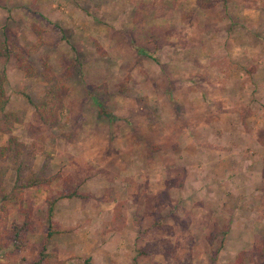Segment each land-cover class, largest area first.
<instances>
[{
  "label": "rangeland",
  "instance_id": "obj_1",
  "mask_svg": "<svg viewBox=\"0 0 264 264\" xmlns=\"http://www.w3.org/2000/svg\"><path fill=\"white\" fill-rule=\"evenodd\" d=\"M99 1L103 0H75L74 13L89 15L91 17L89 26L87 27L85 24L83 28V24L76 21V17H73V22L68 23V20L65 22L63 17L67 18V15L71 14L62 11L58 14L62 28L59 30L60 27L57 26L58 29L54 28L52 31H48L45 42L41 38L40 30L35 25L30 23L32 36L26 35L23 30L26 23L22 22V18H17V12L11 9L9 15L5 8L2 7L4 10L0 8L2 9L0 12H3V15H0V41L5 39L8 44H16L25 50L32 46L39 37L40 44L34 53L26 57V61L37 69H41V62L45 61L49 65L55 80L61 81L67 86L66 93L55 106L57 108V122L46 127L39 121L33 106L41 101L45 90L55 82L46 83L42 81L39 75L25 76L22 71L16 68L15 59L11 55L4 56L0 53V72L3 71L5 75L3 88L7 97L4 110L14 116L9 123L11 135L24 144L36 142V147L41 146V152L36 155L37 158H42V161H49L55 153H57L56 158L60 162L65 160L67 143L80 140L83 143L95 142L92 131H89V127H92L89 121L93 120L90 118L95 117V115L97 117L105 116L97 115L94 101L99 102L105 112L113 110L119 114H126L135 111L131 108L130 103H114L109 100L116 95L122 97V95L132 96L140 93L144 95L154 94V92L159 91L162 82L167 78L178 80L179 78H188L187 75L194 76L196 67L201 66L198 65L200 64L199 60H193L194 48L201 46L196 34H199L201 30H206L207 35H204L205 37L213 32H217V35L220 34L226 28V22L229 20L228 18L225 19V15H223L224 10L226 9L230 13H238L245 6L242 4V1L245 0H240V2L238 0H231L230 2L223 0L225 1L223 8H226L223 10L219 7V11L212 13L201 11L202 8L197 6V3L192 2L193 0H187L185 4L184 1L182 4V1L173 0L170 7L166 6L168 0H159L154 6L147 8L139 5L136 9L134 8L135 10L130 9L134 0H120L118 4L109 7H100ZM111 1L116 0H108L106 3H111ZM251 1L249 0L247 3L250 9L254 8L251 7V4L258 3L259 6L262 4L261 0ZM34 2H38V0H30V4L28 7L26 6L28 11L36 9ZM123 2L126 7H123ZM18 3V0L13 1L12 6L16 4L19 6ZM22 5L24 4L22 3ZM26 7L20 8L21 11H25ZM207 7L204 6V8ZM245 8L249 9L248 7ZM194 10L196 13H200L194 14ZM145 11L149 12V16ZM205 15H208L204 20L208 22L206 25L198 21V17L201 18ZM127 17L137 18L144 25L150 26L148 31L147 29L142 31V39H130L131 43H129L132 49L139 47L153 53L152 57L155 61H153L151 68L142 65L140 56H138L139 60L136 58L134 61V57L124 50H121L122 53L116 56L122 61V65L116 67L114 63L116 60L114 61V58L111 60L113 54H106V51L104 53L105 41L106 44L111 42L105 39L104 34L106 37L109 35L113 37L112 32H116L120 28L121 34L125 37L128 34L129 37L131 24H128V28L127 23H122V20ZM253 18L250 17V19ZM11 20H16V22L12 23ZM252 23H249L245 30L259 32L261 23L258 20L252 21ZM57 30L61 34L59 38L54 37L52 33L53 31L57 32ZM233 30H237V27L230 29L231 32ZM167 34L172 36L169 41L165 39ZM150 36L153 37L150 38ZM112 41L114 43V40ZM126 42L127 40L123 39L124 46H126ZM62 45H64L63 49L61 48ZM106 46L108 52H110V48L114 47V45L112 47L111 45ZM203 47L207 48L210 45L203 42ZM223 56H220L219 62L213 64H210V57L207 60L203 59L206 57L205 55L199 59L203 62L201 63L204 64L203 66H208L209 69L211 67L213 72L224 76L235 65ZM144 58L146 57L143 56ZM8 68L17 69L24 76V79H19L20 76L15 74H11L8 78L6 76V69ZM201 74L207 76L209 73L203 70ZM259 91L264 100V90ZM23 93L29 96L30 103L26 101ZM229 94L237 95L232 89ZM245 99L247 101L239 100L232 108L229 107L228 109L235 110L236 119L234 123L236 129L230 134L224 133L219 136L220 139L218 140L219 150H223L219 151L220 155L233 153L232 158L229 156L231 159L229 158L230 168L228 169L229 174L232 175L231 183H213L211 187H208L218 197L211 201L210 208L215 209L214 204L222 203L218 212L216 213L214 210L211 214L208 210L209 206L204 205V199L188 198L186 199L187 202L183 200L181 204L178 194L173 192L170 194V202L175 205L172 209H166L164 212L162 204L164 201L166 202L165 198L158 197L153 202L150 200L151 203L137 198L140 203H144L145 215L141 216L142 221L139 223V229L136 233L138 234L136 239H139L131 247L135 258L126 260V251L124 253L118 252L121 257L115 253H113L114 255L109 253L104 262L101 259L95 264H234V257L239 251H248L251 254L250 258L244 260L242 264H264V256L260 255V249H264V104L254 98L252 93L250 96L246 95ZM152 105L156 106L157 104L154 103L148 107V104L141 101L138 104L139 111L148 113L150 109H155ZM134 114L137 115L138 113L135 112ZM109 118L112 116L110 115ZM116 121L118 120L113 122L116 123ZM200 123L202 124V122ZM97 133L99 134L100 130ZM111 135V140L118 136L116 134ZM121 136L119 135V137ZM205 136V134L199 135L198 138L204 140L206 139ZM6 138L7 134L0 133V145L6 142ZM85 138L87 140H84ZM117 141L121 140L117 138ZM57 147L59 149H56ZM225 148L229 151L224 152ZM112 153L109 151L107 156H113ZM36 155H34V159ZM198 157L203 163L200 174L205 175V171H207V174L210 175L207 165H204V160L207 158H203L204 155L202 158ZM33 162H31L29 170L33 174H38L39 167L36 169L37 171H33ZM187 163L191 162L187 161ZM0 165L3 168L2 185L8 189L14 176L12 169H10L11 158L1 157ZM193 169L194 167H192ZM43 174L48 176L51 173L47 169ZM53 174H55L53 179L59 177L57 172ZM171 180H177V178ZM59 183L61 186L59 189L49 190L44 197V204H42L44 213L46 198L72 191L73 185L69 178L64 177ZM215 186L216 189L214 190ZM204 187L206 188L204 191H208L206 184H202L199 189L203 190ZM110 193L107 189L104 195L113 197L110 199L114 201L112 212L116 206L120 215V221L115 229H120L124 223V212L129 206L126 208L124 199H116L115 201L113 194L111 196ZM82 198H86V196ZM20 210L23 215L26 211L29 212L31 224L34 226L45 225L48 221L46 213L44 216L42 209L33 208L32 205L29 208L24 205V208ZM12 223L20 224L13 220L9 221L7 217L4 228H11ZM107 230L113 231L108 226ZM20 240L25 242V235H21ZM24 246L20 247V250L25 252L24 256L27 258L21 264H29L37 258V253L35 249L24 248ZM112 246L113 241L109 248H113V252H117V247ZM138 250L141 254L137 253ZM113 256L114 258L118 256L119 260H112ZM212 256H215V259H212ZM103 257V255L100 256V258ZM83 258L80 256L66 258V264H82ZM0 263L12 264L9 260L4 261L3 258H0Z\"/></svg>",
  "mask_w": 264,
  "mask_h": 264
},
{
  "label": "crops",
  "instance_id": "obj_2",
  "mask_svg": "<svg viewBox=\"0 0 264 264\" xmlns=\"http://www.w3.org/2000/svg\"><path fill=\"white\" fill-rule=\"evenodd\" d=\"M13 1L16 0H2L0 8H5L9 15L11 9L17 12V18H22V22L26 23L23 27L26 35L32 34L30 23L35 25L40 30L43 42L46 41L48 31H52L54 28L58 29L57 26L60 27L59 30L62 28L58 17L62 11L71 14L67 15V18L63 17L65 22L67 20L68 23L73 22V17H76V21L82 23L83 28L85 24L88 27L91 22L89 15L74 13L75 0H38V2L33 3H36V9H32L33 11L27 9L30 0H18L19 6L17 4L12 6ZM107 1H99L100 7L114 6L120 0L111 1V3H106ZM158 1L134 0L130 9L135 10L139 5L149 8ZM179 1H182V4L183 1L184 4L187 2V0ZM238 1L240 2V0ZM248 1H242L245 6L238 13L226 11V7L223 8L225 4L223 0L192 1L202 8L201 11L205 12L213 13L219 11V7H221V9H225L223 14L225 19H229L226 22V28L218 35L217 32H213L205 37L204 35H207L206 30H201L199 34H196L201 46L194 48L193 60H199L200 64L198 65L201 66L196 67L194 76L187 75L188 78L186 79L167 78L162 82L159 91L154 92V94L144 95L140 93L132 96H114L109 101L130 103L131 108L135 111L119 114L110 110L108 113L112 118L97 117L96 115L91 117L90 119L93 120L89 121L92 125L89 127V131H92L95 142L83 143L80 140L67 143L65 160L60 162L56 158L57 153L49 159L48 172L51 174L57 172L59 177L52 179L45 186L25 188L21 204L8 206V220L20 223L23 219L20 209L24 208V205L28 208L32 205L33 208L42 209V214L45 216L42 205L44 204V197L49 190L59 189L61 187L59 182L64 177L69 178L73 185L72 190L75 189L78 194L86 196V198L73 196L58 199L54 203L50 217V222L54 224L57 231L52 233L44 245L40 232L25 231L27 243L24 248L35 249L38 253L43 247L44 251L55 253L58 259L74 256L89 257L91 264H95L101 259L104 262L109 253L118 255V252L124 253L126 251V260L129 261L135 258L131 247L139 239H136L138 235L136 233L139 229V223L142 221L141 216L145 215L144 203H140L137 198L147 200L148 203H151L150 200L153 202L158 197L165 198L166 202L163 200L164 203L162 204L163 212L166 209H172L175 205L170 202L172 192L178 194L181 204L183 200L187 202L186 199L188 198H197L204 199V205L207 207L212 204L211 201L214 198H218L214 191L208 187H211L213 183H231L230 178L232 177L228 169L233 153L220 155L219 153L223 150H219L218 147L219 136L224 133L230 134L236 129L234 123L236 119L235 110L228 109L229 107L232 108L239 100L247 101L245 97L246 95L250 96V93L264 104L259 91L264 90V0H261L260 6L253 2L251 7L254 8L252 9L247 5ZM166 2H168L166 6L170 7L173 0ZM204 6L208 7L204 8ZM25 7V11H21L20 8L24 9ZM123 7H126L124 2ZM145 12L149 16V12ZM199 13L194 10V14ZM0 15H3V12H0ZM207 16L198 17L199 23L206 25L208 22L204 20ZM251 16L254 18L250 19ZM255 20L261 23L259 32L245 30V27L249 23L253 24L252 21ZM122 21V23H127L128 28V24H131L129 37L128 34L126 37L121 34L120 28H118L119 31L117 29L116 32H112L113 37L110 35L106 37L104 34L105 39L111 41L108 44L105 41L104 53L106 51V54H113L111 60L113 58L114 61L116 60L114 62L116 67L122 65L121 59L116 58V56L122 53L121 50H124L134 57V61L136 58L139 60L138 56H140L142 65L151 68L153 61H155L152 57L153 53L139 47L132 49L130 44V39H142L143 30L147 29L148 31L150 26L144 25L137 18L127 17ZM11 22H16V20H11ZM235 26L237 30L231 32L230 29ZM198 27L200 28V25ZM52 33L54 37H61L58 30ZM152 37L150 36V38ZM171 37L167 34L165 39L169 41ZM123 39L127 40L126 46H124ZM203 42L209 43L210 47H203ZM106 45H111V47L114 45V47L110 48V52H108ZM63 47L64 45L61 46L62 49ZM203 55L206 56L203 58L206 60L210 57V64L219 62L220 56L224 55L223 57L234 63L235 67L233 66V69L228 70V74L223 76V74L213 72L211 67L209 69L207 65L205 67L204 64H201L203 62L199 57ZM143 56L146 58L143 59ZM49 59L52 61L51 58ZM203 70L209 74L203 76L201 74ZM11 74L20 76L19 79L21 80L24 79V76L17 69H6L8 78ZM231 89L237 95L229 94ZM141 101L148 104V107L154 103L157 104V107L152 105L155 109H150V112H140L138 104ZM135 112L138 113V116L134 114ZM114 120L118 121L114 123ZM99 130L100 133L98 134L97 131ZM111 134L118 136L111 140ZM203 134L206 135V139L200 140L198 136ZM119 135L123 137L121 136V138ZM117 138L121 141H117ZM226 149L224 152L229 151ZM109 151L113 152L114 157L107 156ZM184 155L190 158L187 159ZM202 155H204L203 158H207L204 160V165H207L210 175L207 174V171H205V175L200 174L203 163L200 162L198 156L202 158ZM37 157L36 155L33 162V171H37L36 169L42 162V158ZM187 161L191 163H187ZM192 167H194V171ZM175 177L177 180H171L172 178L176 179ZM202 184L207 185L208 191H204L205 187L203 190L199 189ZM107 189L111 192V196L113 194L115 201L116 199H124L126 208L129 206L124 212V223L121 228L113 231L107 230L114 203L113 200H110L113 197L104 195ZM220 205H222L220 202L214 204L215 209L209 206L208 210L211 214L214 210L217 213ZM112 241L113 246L117 247V252H113L114 249L109 248ZM20 249H12L11 243L6 242L0 248V258H3L4 261L9 260L12 264H21L27 257L24 256L25 252ZM101 255L104 257L100 258ZM118 256L116 258L113 256L112 260H119ZM128 261L126 263H129Z\"/></svg>",
  "mask_w": 264,
  "mask_h": 264
},
{
  "label": "trees",
  "instance_id": "obj_3",
  "mask_svg": "<svg viewBox=\"0 0 264 264\" xmlns=\"http://www.w3.org/2000/svg\"><path fill=\"white\" fill-rule=\"evenodd\" d=\"M40 44V38L34 42L29 48L22 50L16 44H8L3 39L0 41V53L4 56L11 55L15 59V66L23 72L25 76L39 75L42 81L46 83L55 82L50 88H47L41 98V101L34 105V111L38 116L39 121L46 127L52 126L57 122V108L56 104L60 101L61 97L66 93L67 86L65 83L55 80L49 65L41 62V69H37L34 65L26 61V57L34 53ZM5 80L4 72H0V133L7 134L6 142L0 145V158L10 157V169L13 171V182L7 189L2 185L3 168L0 165V248L4 243L10 242L11 248L16 249L25 245L26 241L20 240L21 235L24 236L25 230L37 231L42 234V244L44 245L50 238L53 232L57 231L54 224L50 222L54 203L57 199L63 197H85L78 194L75 190L67 193H59L45 199L46 208L45 213L47 216V223L45 225L38 224L34 226L31 224L29 212L26 211L23 215V220L19 225L11 224V228L5 229L4 225L7 219V207L11 204H19L23 199L24 189L31 186L47 185L54 178L55 174L45 176L43 172L48 169V161L44 160L39 166V173L33 174L30 172L31 162H33L34 155L41 152V146L36 147V142H30L28 145L18 141L15 136L11 135L9 127L10 120L14 117L13 114L4 110L7 97L4 92L3 82ZM26 101L30 103L28 95L23 93ZM96 106L97 115L110 117L108 112H105L102 105L94 101ZM48 158V157H47ZM28 172V174H25ZM120 221V215L117 207L114 206L112 217L109 221L108 228L113 230L116 228L117 223ZM24 231V232H23ZM218 249V248H216ZM137 253L141 254L140 250ZM260 255L264 256V249H260ZM251 254L248 251H239L234 257V264H242L244 260H248ZM215 259V256H212ZM1 264V263H0ZM29 264H66V259H58L55 253L46 252L44 248L37 253V258ZM82 264H91L89 257H84Z\"/></svg>",
  "mask_w": 264,
  "mask_h": 264
}]
</instances>
